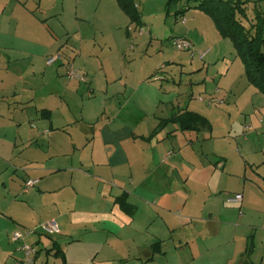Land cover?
<instances>
[{"label":"crops","instance_id":"crops-1","mask_svg":"<svg viewBox=\"0 0 264 264\" xmlns=\"http://www.w3.org/2000/svg\"><path fill=\"white\" fill-rule=\"evenodd\" d=\"M43 1L0 0V235L12 242L0 245V264L22 257L15 230L48 220L60 232L28 236L37 248L34 264H140L134 258L147 257L156 240H170L166 251L197 240L206 255L213 249L208 242L223 236L225 264H254L238 234L264 218V173L254 169L264 156L250 149L264 120L253 115L248 129L222 122L242 98L218 86L205 90L222 103L192 100L196 90L206 92L200 61L95 58L91 34L130 20L117 0H49L56 2L49 7ZM66 33H80L79 43L64 42ZM57 52L63 59L48 64ZM67 63L86 80L68 78ZM185 72L193 73L189 90L165 99V85L177 76L182 82ZM79 85L96 94L81 109L70 103ZM47 89L55 90L47 96ZM259 93L251 88V103L262 100ZM184 110L206 116L210 126L193 130L195 136L182 130L173 117ZM27 117L38 121L25 136L18 125ZM32 178L38 182L27 189ZM237 193L242 200L231 201ZM191 194L202 203H191ZM123 197L133 212L122 207ZM195 220L202 233L191 227Z\"/></svg>","mask_w":264,"mask_h":264},{"label":"rangeland","instance_id":"rangeland-1","mask_svg":"<svg viewBox=\"0 0 264 264\" xmlns=\"http://www.w3.org/2000/svg\"><path fill=\"white\" fill-rule=\"evenodd\" d=\"M65 1V0H64ZM64 1L62 5H64ZM76 1V0H75ZM81 1V0H80ZM86 1V0H85ZM83 1V2H85ZM139 3L138 12L140 14V21H133L129 16V21L126 26L118 27H106L102 25L100 28L101 32H92L90 44L97 43L96 51L93 56L100 60H195L200 61L203 66V74L205 79L201 84H204L203 92L195 91V98L192 100L199 101V97H209L212 93L207 90H211L214 87H221L220 89L226 94L227 97H240L242 101L239 102L237 108L233 110H227L228 115H221L222 122L226 120L237 121L238 124L249 125L250 127H255L251 122V117L254 115L255 118L260 122V119L264 120V94L259 93L262 100L256 99V103H251V88L254 87L249 81L245 74L244 64L239 57L231 39L224 36L212 17L202 9L190 8L185 11L183 16L176 15L175 11L184 3L169 8L168 0H135ZM44 7H49L56 2H51L45 0L42 2ZM58 3V2H57ZM80 8H82L80 6ZM262 9L264 11V1L262 2ZM64 11V10H63ZM50 19V17H49ZM186 21H183L185 20ZM81 25L87 23L83 19H79ZM132 27V29H130ZM145 29L143 34H140L141 28ZM73 33H66L63 35L64 42L73 40L75 43L80 41V33L78 36H72ZM72 36V37H71ZM187 38L193 44V49L190 50H178L174 43L175 38ZM73 38V39H71ZM92 47L90 51H92ZM94 50V49H93ZM202 52L205 55L200 56ZM168 63V67H169ZM163 73V72H162ZM161 73V74H162ZM159 73V75H161ZM191 74L185 72L184 74H179L183 76H188L182 82L180 81V76H177V81L175 84L172 82L171 85H165L164 89L168 93L164 94L165 99L171 95L175 96L180 92H187L189 90V84L191 82ZM66 76V75H65ZM202 80H200L201 82ZM167 83V81H163ZM199 84V83H198ZM85 86L83 83L81 84ZM79 85V86H81ZM193 85V84H192ZM206 85V86H205ZM180 86V88L178 87ZM86 87V86H85ZM217 87V88H218ZM79 91H76L75 96L70 103L76 108L81 109L84 102L93 98L87 94V89L80 87ZM202 89V88H201ZM207 89V90H205ZM52 90V89H51ZM50 89H47L45 94L50 96ZM55 89L52 90L54 92ZM200 95V96H199ZM237 99V98H236ZM53 101H56L53 98ZM236 100L234 104H236ZM204 104V103H202ZM246 106V107H244ZM252 110V111H251ZM229 112L232 117H229ZM202 113V112H201ZM26 114V113H25ZM32 116L33 113H30ZM36 120L27 117L26 123L22 122L18 125L20 133L27 135L33 132V124L37 125ZM211 123V122H210ZM263 127V128H262ZM256 126L255 133L253 134L252 144L250 145L251 153L259 159V157L264 156V151L261 148V144H264V122L261 123L259 129ZM15 132L17 129L15 128ZM189 131V130H184ZM191 135L195 136L196 132L193 130ZM188 134V133H185ZM183 131L179 133L182 137H188ZM181 137V138H182ZM196 139V138H194ZM196 142V141H194ZM200 151L202 147L199 144L194 145ZM259 160V163L264 161ZM254 169L263 171L264 164H255ZM263 167V168H260ZM264 176V175H262ZM191 203H202L203 199L198 194H191ZM243 225V222H241ZM40 224V223H39ZM35 226L25 227L33 229ZM193 229L198 228V232L202 233V226L198 225V220H195L191 226ZM201 227V228H200ZM264 218L257 224L253 229L240 228L239 237H242L244 243V249L246 246L250 248L251 259H254V264H264ZM249 229V230H248ZM235 229L230 230V228H224V233H232ZM205 232V231H204ZM203 235H208L204 233ZM228 239V238H226ZM193 241V240H192ZM223 241H210L208 244L213 249L209 254L202 253V247L197 240L191 242L187 245L188 247H181L180 249H168L166 251V245L170 240L165 241H152L150 246L149 255L143 258H134L141 260L140 264H225L227 259L226 253V240L223 236ZM12 244L11 240L8 238L7 234L0 235V245L8 246ZM186 245V244H185ZM14 247H18V244L14 243ZM218 246V247H217ZM16 248L15 250L16 253ZM8 249V247H7ZM11 253V252H10ZM134 260L126 261L124 264H135ZM263 262V263H262Z\"/></svg>","mask_w":264,"mask_h":264},{"label":"trees","instance_id":"trees-1","mask_svg":"<svg viewBox=\"0 0 264 264\" xmlns=\"http://www.w3.org/2000/svg\"><path fill=\"white\" fill-rule=\"evenodd\" d=\"M133 21H140L135 0H117ZM184 3L175 11L184 14L190 8L205 10L224 36L231 39L241 58L248 81L264 94V0H168L169 8ZM173 120L182 130H200L209 127L208 118L192 110L175 114ZM122 207L134 208L123 197Z\"/></svg>","mask_w":264,"mask_h":264},{"label":"built area","instance_id":"built-area-1","mask_svg":"<svg viewBox=\"0 0 264 264\" xmlns=\"http://www.w3.org/2000/svg\"><path fill=\"white\" fill-rule=\"evenodd\" d=\"M185 21V20H183ZM132 29V27H130ZM145 32V29L142 27L140 29V34H143ZM174 43L176 45V48L178 50H190L193 49V44L191 41L185 38H175ZM205 52H202L200 56H204ZM63 59V54L60 52H57L55 54H52L48 57L47 63L53 64L57 62L58 60ZM66 75L70 79H78L85 81L86 77L79 72V70L71 63L66 64ZM219 91V89H217ZM200 100L207 101L209 103H222L224 101L223 98H221L218 94L211 95L208 98L207 97H200ZM250 126L246 125L245 128L248 129ZM38 179H29L26 181L25 187L28 189L30 187H33L37 184ZM231 201H241L242 200V194L237 193L233 197L230 198ZM60 232L59 224L55 220H48L46 222H43L39 225H37L33 229L25 228V229H17L12 234V239L16 242H19V250L22 252V257L17 261L15 264H34L35 263V256L37 253V248L33 243H30L27 238L29 235L36 234V233H44L48 235H55Z\"/></svg>","mask_w":264,"mask_h":264}]
</instances>
